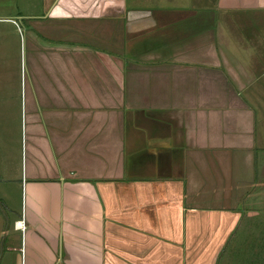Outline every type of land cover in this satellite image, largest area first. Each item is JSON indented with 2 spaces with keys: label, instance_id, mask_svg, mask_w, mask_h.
I'll return each instance as SVG.
<instances>
[{
  "label": "crops",
  "instance_id": "1",
  "mask_svg": "<svg viewBox=\"0 0 264 264\" xmlns=\"http://www.w3.org/2000/svg\"><path fill=\"white\" fill-rule=\"evenodd\" d=\"M161 1L17 12L25 212L0 221L3 264H264V0L232 28Z\"/></svg>",
  "mask_w": 264,
  "mask_h": 264
},
{
  "label": "rangeland",
  "instance_id": "2",
  "mask_svg": "<svg viewBox=\"0 0 264 264\" xmlns=\"http://www.w3.org/2000/svg\"><path fill=\"white\" fill-rule=\"evenodd\" d=\"M25 1L27 0H0V221L3 220L6 225L8 218L19 219L21 215L24 219L25 212L21 187L25 180L26 132L21 104L24 102V89L28 87L27 74L30 65L27 54L26 19L17 16L20 9L25 10ZM155 1L159 2V0ZM189 1L162 0L161 2L163 5L179 3L181 6H187ZM210 1L214 21L212 24L216 26H222L223 23L226 28H232L231 26L236 25L229 21L237 19V25H239L243 23L244 13L246 16L254 13L251 10L240 9L241 0H236V6L225 7L232 12V15L222 16L221 14L222 19H220V13L215 11L213 6L215 0ZM251 1L255 4V0ZM40 3L41 0H38V8ZM248 3L251 2L248 1ZM246 32H249V29H243V35H246ZM224 33L232 34L233 32L225 30ZM219 38L222 37L217 39ZM24 229L22 225L21 230ZM17 256L16 250L9 252L4 263L18 264ZM0 264H3L1 258Z\"/></svg>",
  "mask_w": 264,
  "mask_h": 264
}]
</instances>
